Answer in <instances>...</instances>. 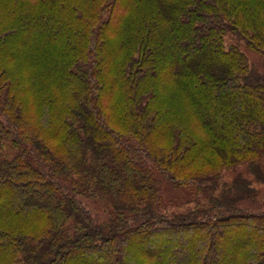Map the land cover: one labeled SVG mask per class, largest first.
Segmentation results:
<instances>
[{
  "label": "trees",
  "instance_id": "16d2710c",
  "mask_svg": "<svg viewBox=\"0 0 264 264\" xmlns=\"http://www.w3.org/2000/svg\"><path fill=\"white\" fill-rule=\"evenodd\" d=\"M227 33L264 57V0H0V264H264V63Z\"/></svg>",
  "mask_w": 264,
  "mask_h": 264
},
{
  "label": "rangeland",
  "instance_id": "374dc122",
  "mask_svg": "<svg viewBox=\"0 0 264 264\" xmlns=\"http://www.w3.org/2000/svg\"><path fill=\"white\" fill-rule=\"evenodd\" d=\"M225 44L227 47H230V46L239 47L241 49V51L246 54V56L248 57V59L252 65H254V66L257 65L259 67H262V65L264 63V57L255 53L253 50H251L247 46V43L243 39L238 37L237 35H235L233 33H227L226 37H225ZM45 84H46V80L42 76L39 77V85L41 87H44ZM240 173H242L243 175H245L246 177H248L252 180L254 179L247 172L246 166H239L235 170L224 172V179L227 182H231ZM253 186L259 191V201L261 203H263L264 202V185H260V184H257L256 182H254ZM170 195H171V197H169ZM178 196H179V198H177V199L174 198V196L171 193H169L165 196L166 201L169 203L168 211L170 214H181V213L183 214L186 211H188V209L191 206H193V205L186 204L188 199L186 198L185 195L179 194ZM170 200H172V201H170ZM99 219L105 220L106 215L101 213L99 216Z\"/></svg>",
  "mask_w": 264,
  "mask_h": 264
},
{
  "label": "bare ground",
  "instance_id": "6f19581e",
  "mask_svg": "<svg viewBox=\"0 0 264 264\" xmlns=\"http://www.w3.org/2000/svg\"><path fill=\"white\" fill-rule=\"evenodd\" d=\"M32 93V92H31ZM33 94V93H32ZM33 97H34V95H33ZM49 113V112H48Z\"/></svg>",
  "mask_w": 264,
  "mask_h": 264
}]
</instances>
